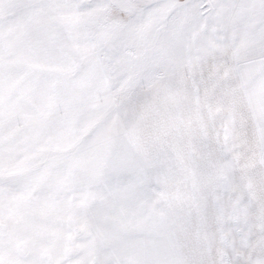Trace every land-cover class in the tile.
<instances>
[{"label": "snow or ice", "instance_id": "obj_1", "mask_svg": "<svg viewBox=\"0 0 264 264\" xmlns=\"http://www.w3.org/2000/svg\"><path fill=\"white\" fill-rule=\"evenodd\" d=\"M0 264H264V0H0Z\"/></svg>", "mask_w": 264, "mask_h": 264}]
</instances>
